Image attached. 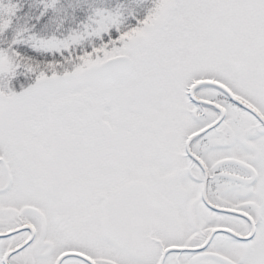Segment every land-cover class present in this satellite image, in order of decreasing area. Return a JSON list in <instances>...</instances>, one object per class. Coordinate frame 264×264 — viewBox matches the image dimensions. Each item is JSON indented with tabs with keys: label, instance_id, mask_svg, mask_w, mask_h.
<instances>
[{
	"label": "snow or ice",
	"instance_id": "6c2138e0",
	"mask_svg": "<svg viewBox=\"0 0 264 264\" xmlns=\"http://www.w3.org/2000/svg\"><path fill=\"white\" fill-rule=\"evenodd\" d=\"M0 264H264V0H0Z\"/></svg>",
	"mask_w": 264,
	"mask_h": 264
}]
</instances>
